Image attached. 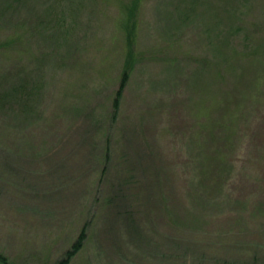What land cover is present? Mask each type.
<instances>
[{"label": "rangeland", "instance_id": "374dc122", "mask_svg": "<svg viewBox=\"0 0 264 264\" xmlns=\"http://www.w3.org/2000/svg\"><path fill=\"white\" fill-rule=\"evenodd\" d=\"M82 231L69 264H264V0H0V253Z\"/></svg>", "mask_w": 264, "mask_h": 264}, {"label": "trees", "instance_id": "16d2710c", "mask_svg": "<svg viewBox=\"0 0 264 264\" xmlns=\"http://www.w3.org/2000/svg\"><path fill=\"white\" fill-rule=\"evenodd\" d=\"M135 3V2H134ZM133 6L129 8V16L125 18V28H126V38H127V51H126V65L124 69L121 71L120 79H119V85L115 92V96L113 98V110L114 112L118 111L120 101L122 98L124 87L126 86V83L128 81L130 71L132 70L134 63H135V53H134V41L136 38V25L132 20L133 15ZM25 100V96L23 97ZM23 100V101H24ZM17 101H22L21 98L18 97ZM23 105V103H22ZM84 239V231H82L77 240L71 245V247L66 250L63 257L59 258L55 264H69L73 256L79 251V249L82 246V242ZM0 262L2 264H11L7 257L0 253Z\"/></svg>", "mask_w": 264, "mask_h": 264}]
</instances>
